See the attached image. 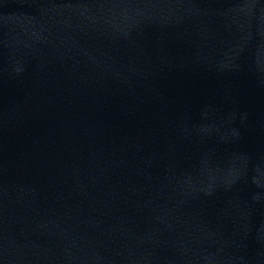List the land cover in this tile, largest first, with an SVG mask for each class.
<instances>
[{"label": "water", "instance_id": "1", "mask_svg": "<svg viewBox=\"0 0 264 264\" xmlns=\"http://www.w3.org/2000/svg\"><path fill=\"white\" fill-rule=\"evenodd\" d=\"M0 264H264V0H0Z\"/></svg>", "mask_w": 264, "mask_h": 264}]
</instances>
